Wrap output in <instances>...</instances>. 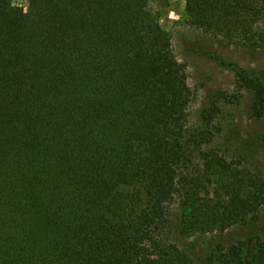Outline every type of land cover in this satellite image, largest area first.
Masks as SVG:
<instances>
[{
	"label": "trees",
	"instance_id": "1",
	"mask_svg": "<svg viewBox=\"0 0 264 264\" xmlns=\"http://www.w3.org/2000/svg\"><path fill=\"white\" fill-rule=\"evenodd\" d=\"M24 1L0 0V264H264V180L239 145L193 162L192 92L151 0ZM184 19L264 51V0H184ZM174 203L186 237L249 233L180 247Z\"/></svg>",
	"mask_w": 264,
	"mask_h": 264
},
{
	"label": "rangeland",
	"instance_id": "2",
	"mask_svg": "<svg viewBox=\"0 0 264 264\" xmlns=\"http://www.w3.org/2000/svg\"><path fill=\"white\" fill-rule=\"evenodd\" d=\"M23 9L24 0H12ZM149 5L158 12L162 27L171 38L174 54L185 65L187 82L192 92L188 106V122L185 136L194 163H201L205 152H217L227 158H236L240 146L241 154L246 155L240 166L247 164L256 167L264 180V112L252 101L253 77L264 71V51L262 48L247 46L237 40L227 41L219 35L185 22L184 0H151ZM215 53L236 64L242 70L234 71L218 64L209 54ZM246 73V74H245ZM250 76V77H249ZM214 108L211 121L203 114ZM246 163V164H245ZM258 223L264 224V203L258 208ZM167 237L180 247L195 243L197 252L217 253L218 247L226 248L234 242V237L249 232L237 227L223 232L186 237L178 230L179 207L177 203L169 210ZM204 264H223L216 259Z\"/></svg>",
	"mask_w": 264,
	"mask_h": 264
}]
</instances>
